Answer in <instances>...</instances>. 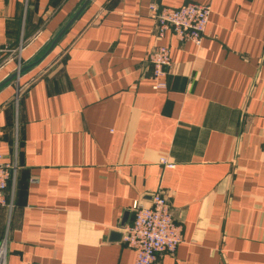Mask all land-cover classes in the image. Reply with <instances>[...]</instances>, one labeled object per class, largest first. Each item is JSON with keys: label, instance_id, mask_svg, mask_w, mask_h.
<instances>
[{"label": "crops", "instance_id": "crops-1", "mask_svg": "<svg viewBox=\"0 0 264 264\" xmlns=\"http://www.w3.org/2000/svg\"><path fill=\"white\" fill-rule=\"evenodd\" d=\"M190 1L212 8L202 44L159 39L149 4ZM82 2L0 0V81ZM16 90H0L7 264H135L117 234L158 190L183 231L156 264H264V0H92Z\"/></svg>", "mask_w": 264, "mask_h": 264}, {"label": "built area", "instance_id": "built-area-1", "mask_svg": "<svg viewBox=\"0 0 264 264\" xmlns=\"http://www.w3.org/2000/svg\"><path fill=\"white\" fill-rule=\"evenodd\" d=\"M211 6L187 2L180 7H169L157 2L149 4L151 18L156 23V33L163 39L171 31L181 42L191 41L200 46L209 23ZM151 79L155 89L168 86L167 76L171 65L170 47L158 44L149 55ZM20 91V90H19ZM167 168L175 166L166 157L160 159ZM17 163L3 161L0 156V209L11 206L6 197L10 183H15ZM133 220L122 228L123 242L134 249L135 264H156L164 254H174L182 241V225L173 215L171 204L165 194L152 193L148 204L135 200L131 207ZM5 241L0 245V264H7Z\"/></svg>", "mask_w": 264, "mask_h": 264}, {"label": "water", "instance_id": "water-1", "mask_svg": "<svg viewBox=\"0 0 264 264\" xmlns=\"http://www.w3.org/2000/svg\"><path fill=\"white\" fill-rule=\"evenodd\" d=\"M92 0H83V2L77 7V9L70 15L67 21L62 25V27L58 30L56 35L52 37L49 41L48 45L45 46L41 52H39L35 57L32 58L29 62H19L18 65L11 71V73L5 77L2 81H0V90L6 87L7 85L14 83L19 90L20 86V78L21 76L37 66L42 60L46 57L47 54L51 52L59 39L68 31V29L73 25V23L80 17V15L87 9ZM126 220V215L123 219L122 225H124ZM117 235L122 236V233Z\"/></svg>", "mask_w": 264, "mask_h": 264}, {"label": "rangeland", "instance_id": "rangeland-1", "mask_svg": "<svg viewBox=\"0 0 264 264\" xmlns=\"http://www.w3.org/2000/svg\"><path fill=\"white\" fill-rule=\"evenodd\" d=\"M17 90H18V89H17ZM17 90H16V93H17L16 95H19V92H20V91L18 90V92H17Z\"/></svg>", "mask_w": 264, "mask_h": 264}]
</instances>
